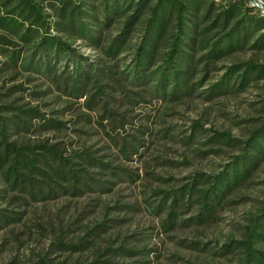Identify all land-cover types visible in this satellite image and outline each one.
Instances as JSON below:
<instances>
[{"label": "rangeland", "instance_id": "374dc122", "mask_svg": "<svg viewBox=\"0 0 264 264\" xmlns=\"http://www.w3.org/2000/svg\"><path fill=\"white\" fill-rule=\"evenodd\" d=\"M256 1L264 3V0ZM148 2L153 6L156 0ZM178 4L186 8L185 16L198 25L209 14L213 18L227 11L233 15L231 25L257 17L255 13L264 16L262 12L249 11L248 0L246 3L244 0H171L170 5H164V10L168 6L165 12H173L171 5ZM45 13L50 10L45 9ZM125 17L115 19L105 36H115ZM146 18L147 14L140 17L130 34V42L118 57L111 59L79 41L74 43L79 54L102 60L108 78H118L117 82L100 79L99 85L106 93L92 111L82 105L83 99L65 95L41 75L22 67L0 71L1 108H33L44 118L63 124L60 130L44 132L18 127L7 134L9 141L32 145L47 139L50 143H60L70 153L87 149L95 158L110 161L111 166L129 175V178L124 174L112 178L107 171L88 168L90 176L103 181L105 187L103 191H88L80 196L58 192L45 199L31 200L25 199L24 194L7 191L6 200H0V208L7 216L0 223V264L61 261L86 264L104 249L119 245L134 249L146 247L151 251L144 259L148 264H234V257L220 256L217 252L229 240L241 239L247 218L264 199V160L258 163L250 178L232 191L228 204L218 210L210 223L164 231L163 216H154L147 204L156 199L153 191L177 188L190 182L195 174H217L240 154L239 149L225 141L229 138L230 143L245 142L262 118L264 73L219 95L211 94L210 90L227 77L231 84L246 64L264 67V49L251 48L256 34L244 46L226 50L214 59L202 60L192 79L197 85L192 95L175 101H156L146 97L142 87L129 86L122 79L134 46L145 31ZM220 33V28L211 30L207 34L212 38L210 42ZM207 51L198 49L194 58ZM3 59L0 56V61ZM235 66L242 70L233 74ZM0 114L9 117L17 112L6 109ZM114 119L120 120L124 127H119L120 123L114 125ZM31 124L36 126L37 122ZM219 134L225 136L220 138ZM124 142L127 149L134 142L142 147L134 146L137 153L125 155L121 151ZM3 188L0 178V191ZM191 215L180 217L178 222ZM60 237L63 246L58 244ZM77 244L79 249L69 248ZM116 261L135 264L137 259L118 257Z\"/></svg>", "mask_w": 264, "mask_h": 264}, {"label": "trees", "instance_id": "16d2710c", "mask_svg": "<svg viewBox=\"0 0 264 264\" xmlns=\"http://www.w3.org/2000/svg\"><path fill=\"white\" fill-rule=\"evenodd\" d=\"M148 1L0 0V30L3 33L0 34V56L4 58L0 61L3 67L0 71L22 67L25 71L41 75L65 95L83 99L82 105L92 111L106 93L99 85L100 79L117 82L118 78H108L102 60L79 54L74 43L79 41L111 59L118 57L127 47L130 34L144 14H147L145 31L134 46L132 59L122 79L129 86L142 87L146 97L156 101H175L192 95L197 87L192 79L202 60L214 59L226 50L244 46L256 34L251 48L264 49V16L250 7L249 11L257 17L247 18L246 22L238 20L231 25L233 15L227 11L213 18L211 14L204 18L205 14L198 25L185 16L187 11L182 4L171 5L173 12H165L168 6L164 10V5H170L171 0H156L153 6ZM45 9L50 13H45ZM124 15L126 17L118 33L111 38L105 36L106 29L115 19ZM217 28L222 29V33L210 42L212 38L207 34ZM198 49L208 51L195 59ZM241 70L235 66L233 74ZM263 73L264 67L246 64L241 75L235 77L231 84L228 77L214 84L211 94H222L234 86L238 88ZM90 85L91 89L95 88L93 92ZM6 109L17 114L9 117L0 114V178L4 185L0 200H6L7 191L24 194L25 199L31 200L45 199L58 192L80 196L88 191H103L104 182L90 176L88 168L91 167L107 171L112 178L120 174L129 176L125 170L111 166L110 161L95 158L87 149L70 153L65 147H60V143H50L47 139L32 145L9 141L7 134L18 127L44 132L60 130L63 124L44 118L33 108L3 106L0 113ZM261 111L262 118L245 142L230 143L229 138L225 141L239 149L240 154L223 170L211 176L195 174L190 182L177 188L153 191L156 199L147 206L151 207L150 212L154 216H163L164 231H172L177 226L212 222L218 210L228 204L232 191L250 178L258 163L264 160V105ZM33 121L37 122L36 126L31 124ZM119 121L114 119L113 124L120 123L118 126L124 127ZM224 136L219 134L220 138ZM134 143L128 144L127 149L124 142L121 151L129 156L136 154L134 146L141 148L142 144ZM110 184L112 186L113 182ZM187 214L192 215L178 222ZM6 219L4 210L0 208V223ZM58 244L64 245L62 237ZM79 247L77 244L69 248L76 250ZM150 252L146 247H108L86 264H123L116 261L118 257H136L135 264H148L144 259ZM217 254L234 257V264H264V199L257 211L247 218L241 239L229 240L220 246ZM56 264L71 263L61 261Z\"/></svg>", "mask_w": 264, "mask_h": 264}, {"label": "built area", "instance_id": "2783aa9c", "mask_svg": "<svg viewBox=\"0 0 264 264\" xmlns=\"http://www.w3.org/2000/svg\"><path fill=\"white\" fill-rule=\"evenodd\" d=\"M248 7L252 8L254 12L264 13V3L256 0H248Z\"/></svg>", "mask_w": 264, "mask_h": 264}]
</instances>
